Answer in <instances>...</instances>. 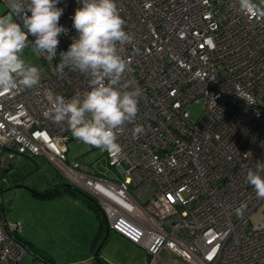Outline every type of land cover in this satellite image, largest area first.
<instances>
[{
  "label": "built area",
  "instance_id": "2783aa9c",
  "mask_svg": "<svg viewBox=\"0 0 264 264\" xmlns=\"http://www.w3.org/2000/svg\"><path fill=\"white\" fill-rule=\"evenodd\" d=\"M0 4L6 14L7 0ZM117 4L133 36L119 49L129 65L122 84L140 91L135 121L118 133L119 151L100 149L117 177L68 162L71 131L44 116L56 95L90 90L86 73H57L82 6L60 0L59 24L68 32L58 37L56 56L34 53L31 35L23 53L41 69L40 84L0 90V186L16 158L42 157L94 199L109 231L145 250L143 264H264V199L246 182L264 161V16L241 11L238 0ZM193 104L201 108L196 119ZM20 231L0 211V264H23L26 255L30 264H51Z\"/></svg>",
  "mask_w": 264,
  "mask_h": 264
},
{
  "label": "clouds",
  "instance_id": "9594fccd",
  "mask_svg": "<svg viewBox=\"0 0 264 264\" xmlns=\"http://www.w3.org/2000/svg\"><path fill=\"white\" fill-rule=\"evenodd\" d=\"M60 0H7L9 11L0 14V90L35 88L40 84L41 69L23 58L29 47L36 54L56 56L58 37L68 30L59 24L63 9ZM81 7L72 17L77 36L69 49L60 53L57 73L62 78L65 67L86 73L90 90L77 93L71 99L56 95L44 113L56 124H66L72 136L85 144L106 150L119 151L118 133L127 123L135 121L140 91L122 84L129 68L119 49L130 44L133 36L125 31L117 0H79ZM240 10L264 16V0H238ZM31 13V15H28ZM19 21V22H17ZM142 131L137 125L135 133ZM246 182L256 196L264 199V161H256L254 169L246 172ZM241 204L236 209L242 215Z\"/></svg>",
  "mask_w": 264,
  "mask_h": 264
},
{
  "label": "rangeland",
  "instance_id": "374dc122",
  "mask_svg": "<svg viewBox=\"0 0 264 264\" xmlns=\"http://www.w3.org/2000/svg\"><path fill=\"white\" fill-rule=\"evenodd\" d=\"M5 8L0 4V14H4ZM26 61H32L31 55H24ZM191 116L196 119L201 112L200 105L193 104L189 108ZM67 161L72 162L79 159L82 164L88 166L98 175L109 179L117 177L116 172L108 166L106 156L99 148L78 142L73 137L67 142ZM15 175H9L10 183L19 184L18 187L5 188L0 190V204L3 213L11 222L25 220V216H33L36 220L44 214L43 198L33 196L30 189L43 191L53 187L56 183H66L61 176L60 170L42 157L24 158L21 157L12 163ZM45 211V210H44ZM44 217V215H43ZM28 222V219H26ZM33 228L35 241L40 244L54 246L53 232L49 224H42ZM100 259L107 264H142L145 258V251L141 247H135L125 243L109 232L105 238L99 253ZM31 256L26 255L23 264H30Z\"/></svg>",
  "mask_w": 264,
  "mask_h": 264
},
{
  "label": "crops",
  "instance_id": "0c3cea01",
  "mask_svg": "<svg viewBox=\"0 0 264 264\" xmlns=\"http://www.w3.org/2000/svg\"><path fill=\"white\" fill-rule=\"evenodd\" d=\"M20 158H16L13 163ZM9 168L7 173L14 171L12 164ZM41 203L44 205V217L41 215L36 220L30 214L24 217L25 220L14 221L19 222L21 225L20 237L30 247L51 257L53 264H97L92 252V241L99 226V219L95 212L80 199L67 193L42 200ZM3 216L7 221L11 222L5 214ZM26 219H28V222H26ZM39 224V229L42 224H49L51 228L55 229L52 234L54 246L51 247L35 241L33 228ZM113 233L125 243L140 247L130 243L117 233ZM146 257L145 252L144 261Z\"/></svg>",
  "mask_w": 264,
  "mask_h": 264
},
{
  "label": "trees",
  "instance_id": "16d2710c",
  "mask_svg": "<svg viewBox=\"0 0 264 264\" xmlns=\"http://www.w3.org/2000/svg\"><path fill=\"white\" fill-rule=\"evenodd\" d=\"M17 172L12 171L11 173H7V172H4L2 174V176H6L7 179H8V185L7 186H4V184H2L0 186V190L2 189H9L11 187H18L20 186L19 184H16V185H13V183L11 184L10 183V179L8 178L9 175H15ZM11 184V185H9ZM30 192L33 196H36V197H39V198H43V199H51L55 196H58V195H61L63 193H67L75 198H78L80 199L83 203H85L89 208H91L97 218L99 219V226H98V230L97 232L95 233V236L93 238V241H92V252H93V257H94V251L96 250L97 246L99 243L104 242L105 238L107 237V235L105 236V224H104V220H103V214L99 208V206L96 204L95 201L91 202L90 200H88L87 198H85L82 194H79L78 192H76L75 190L73 189H70L66 186H64V183L63 182H60V183H56L53 187L49 188V189H46V190H43V191H39V190H36V189H33L31 188L30 189ZM0 211L2 212L3 211V207L2 205L0 204ZM2 214L4 215V213L2 212ZM19 239H21L23 242H25L20 236H17ZM26 243V242H25ZM28 244V243H27ZM30 247V246H29ZM31 251L33 253H36L40 256H42L43 258H45L46 260H48L51 264H53V260L51 257H49L48 255L44 254L43 252L35 249V248H32L30 247ZM100 253V251H99ZM99 253H98V259H95L96 263L97 264H107L105 262H103L100 257H99Z\"/></svg>",
  "mask_w": 264,
  "mask_h": 264
},
{
  "label": "water",
  "instance_id": "95a60500",
  "mask_svg": "<svg viewBox=\"0 0 264 264\" xmlns=\"http://www.w3.org/2000/svg\"><path fill=\"white\" fill-rule=\"evenodd\" d=\"M64 186H66V187H68V188H70V189L75 190V191L78 192L79 194H82L85 198H87V199L90 200L91 202L94 201V199H93L91 196H89L88 194H86V193H84L83 191L79 190L78 188H76L75 186H73L71 183L66 182V183H64ZM103 220H104V224H105V236H106V235L109 233V228H108V226H107V223H106L104 217H103ZM101 246H102V242L98 244L96 250L94 251V257H95L96 259H98V253H99V251H100ZM94 257H93V258H94ZM94 260H95V259H94Z\"/></svg>",
  "mask_w": 264,
  "mask_h": 264
}]
</instances>
